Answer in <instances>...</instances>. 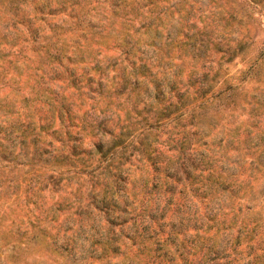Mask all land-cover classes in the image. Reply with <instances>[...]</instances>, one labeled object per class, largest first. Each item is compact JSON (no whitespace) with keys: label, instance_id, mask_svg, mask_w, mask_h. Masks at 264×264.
Instances as JSON below:
<instances>
[{"label":"rangeland","instance_id":"1","mask_svg":"<svg viewBox=\"0 0 264 264\" xmlns=\"http://www.w3.org/2000/svg\"><path fill=\"white\" fill-rule=\"evenodd\" d=\"M0 264H264V0H0Z\"/></svg>","mask_w":264,"mask_h":264},{"label":"trees","instance_id":"2","mask_svg":"<svg viewBox=\"0 0 264 264\" xmlns=\"http://www.w3.org/2000/svg\"><path fill=\"white\" fill-rule=\"evenodd\" d=\"M164 110H167V107ZM163 115H165V112H162L158 118H161ZM166 116H167V112H166ZM106 132L107 131L104 130L103 135L100 139L101 141L95 144L96 146L95 153L101 155L103 158L107 156H111V158L115 157L116 152H117V147L119 145L127 143V145H123V148H126V147H130L134 143V140L129 141V138L126 136L125 133H120L117 136H114L113 134H111L110 139L106 142L104 141V138L107 135ZM127 135L129 136L130 133H128ZM63 147L65 148L66 151L71 152V154H74V155L81 156L82 153L84 152L83 147H82V140L78 136H69L67 140L64 141ZM92 154H93V151L88 152V156H89L88 160L91 159L90 157H94V155ZM68 156L69 155H66L65 157H68ZM128 161H130L129 157H128V160L126 161L121 160L119 168H118V175H117L116 180L110 183L109 179H107V182H108L107 190L111 192L112 194L120 193V191L116 192V189H115L116 186L114 184H117L120 188V186L125 187V184L127 183L128 175L124 174V172L127 170L123 167V165L127 163ZM84 163H87V159H84ZM154 164H155V161L151 162L152 166H154ZM167 170H168L167 163H165L164 165L161 164L158 167L156 165L154 167V172L152 173L153 174L152 177L145 179L144 184H143V191L145 193V196H150V197L161 196V195L167 196V187H168V190L175 192V187H176L175 183L178 184V181L176 182L172 174L170 172L167 173ZM190 173L191 171H189L188 173L189 176H191ZM105 178H107V174ZM120 190H122V188H120ZM183 190H185V187L183 188Z\"/></svg>","mask_w":264,"mask_h":264}]
</instances>
